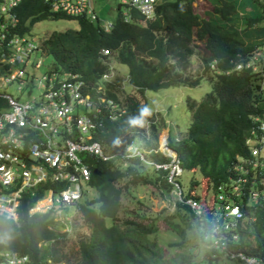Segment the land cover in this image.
I'll return each instance as SVG.
<instances>
[{
	"label": "trees",
	"instance_id": "16d2710c",
	"mask_svg": "<svg viewBox=\"0 0 264 264\" xmlns=\"http://www.w3.org/2000/svg\"><path fill=\"white\" fill-rule=\"evenodd\" d=\"M196 1L160 0L152 18L130 9L131 17L126 20L118 15L110 30L78 15L77 27L52 30L42 43L46 53L55 59L54 68L77 72L90 83H95L108 66V55L101 53V47L114 50L120 61L127 64V81L134 91L121 99L126 103L125 113L115 121H108L109 130L97 135L99 138L106 139L126 129L141 135L144 122L149 120L152 138L146 137L144 144L157 146L160 124L154 117L158 111L148 104L145 89L194 86L207 77L210 90L199 100L187 98L192 116L187 132L178 139L169 136V144L176 150L183 169L198 168L217 190V185L227 182L231 173L237 175L230 171L232 161L237 156L250 155L246 139L253 124L252 115H264V94L258 81L264 72L258 75L249 67L233 68L256 44L246 43L242 28L264 26V1L248 0L252 13L239 16L238 10L245 7H239L237 0H209L216 19L195 12ZM14 10L21 30L41 19L73 16L49 9L44 0H21ZM237 16L243 23L239 28L230 23ZM195 39L202 40L208 51L201 56L202 71L208 75L187 73ZM115 82L121 79L118 77ZM116 87L109 82L106 92L119 99ZM144 107L151 110V115L142 124H133L132 120L141 117ZM162 122L165 124L164 118ZM149 154L156 161L168 159L159 150ZM87 160L91 170L89 189H94L96 194L90 196L86 191L79 200L71 213L68 232L58 233V221L49 213L28 215L24 206L18 221L0 213V248L28 253L31 264H41L48 257L72 264H187L189 255L185 252L165 256L164 249L150 238L158 230L155 218L144 222L143 216L140 219L119 216L121 196H132V187L140 183L152 182L164 194L169 193L171 184L166 180L165 169L150 165L156 173L148 175L143 167L147 164L135 156L126 157V164L121 159L117 161L118 158L101 160L90 156ZM187 194L199 196L191 191ZM237 200L247 216L239 222L238 246L249 254L264 256V203L252 201L247 194ZM171 216L176 222L169 219L168 223L180 236L173 244L185 245L188 237L184 222H191L192 230L197 228L195 234H203V224L187 203L177 200ZM43 240L50 242L39 244ZM65 242L64 252L59 247Z\"/></svg>",
	"mask_w": 264,
	"mask_h": 264
},
{
	"label": "built area",
	"instance_id": "2783aa9c",
	"mask_svg": "<svg viewBox=\"0 0 264 264\" xmlns=\"http://www.w3.org/2000/svg\"><path fill=\"white\" fill-rule=\"evenodd\" d=\"M20 1L0 0V213L18 221L25 206L28 215L49 213L62 228L69 229L71 214H66L69 206L76 207L89 186L91 170L87 158H118L125 163L126 157L135 156L148 166L168 170L167 181L176 198L174 203L177 200L187 203L201 217L204 253L193 264H223V259L231 264H264V256L249 254L238 246L239 222L247 216L237 200L247 194L252 201L264 203V117L253 116L246 140L250 155L237 156L232 161L230 171L237 175L231 173L227 182L217 185L207 207L204 201L207 199L184 194L179 180L184 169L167 135L164 147L161 140L160 147L145 145L144 140L149 137L145 130L141 137L129 129L106 139L97 136L109 130L108 121L117 120L126 111V103L106 92L109 82L120 88L111 65L95 83L84 80L77 72L50 65L41 78L30 70L43 65L42 54L46 49L42 41L20 29L19 16L14 10ZM44 1L49 9L97 18L91 0ZM158 1L121 0L127 8L122 17L128 20L129 10L136 9L152 18ZM110 27V22L105 23V29ZM101 51L111 52L109 48ZM37 52H41L39 57ZM243 67L264 72V39L233 66L238 70ZM15 83L17 91L22 89L18 95L7 91ZM261 83L264 84V73ZM33 88L38 89L36 94H30ZM25 91L28 95L22 98ZM164 148L169 152L168 160L151 159L152 150ZM49 242L43 240L39 244ZM31 262L26 252L0 248V264ZM41 264L59 263L48 257Z\"/></svg>",
	"mask_w": 264,
	"mask_h": 264
},
{
	"label": "rangeland",
	"instance_id": "374dc122",
	"mask_svg": "<svg viewBox=\"0 0 264 264\" xmlns=\"http://www.w3.org/2000/svg\"><path fill=\"white\" fill-rule=\"evenodd\" d=\"M264 1V0H262ZM248 0H237V5L244 6L242 10H238L237 14L240 16L242 13H252L250 12V4ZM91 7L94 9L98 18L95 19V22L98 24H103L106 22H111L116 19L118 15L125 13L127 8L125 5L121 4V0H91ZM195 12H197L202 17H207L211 19H216V14L212 12V6L209 0H198L194 3ZM243 11V12H242ZM244 13V14H247ZM237 16L235 19L231 20L230 23L234 27H241L242 21L241 18ZM78 26L77 17L76 16H61L59 18H45L39 21H36L31 27V33L37 38H42L47 36L52 30H63L65 28H75ZM242 33L246 43H259L264 39V26L260 27H252V28H242ZM48 37V36H47ZM194 52L190 56L189 65L187 67V73L191 74H199L204 73L202 71V59L201 56L204 53H208L205 49L203 41L200 39H195L194 42ZM41 52L36 53V57H39ZM43 57V65L39 68L30 67V70L35 73L38 78H41L45 68L48 65L53 64L55 59L51 54L45 53L42 54ZM107 63L114 66L115 75L117 78L121 79L120 88H119V98L125 99L124 96L130 94L134 91L133 86L128 83L126 77L128 74V66L127 64L120 61V57L117 52L112 51L106 57ZM260 73H258L259 75ZM114 75V76H115ZM203 75V74H202ZM208 75V74H206ZM207 77L204 76L201 82L198 85L189 86V85H171L167 87H160L157 89H145V98L148 101V104L155 110L158 111L155 120H159V128H158V136H157V145L159 146L160 140L161 144L164 145L165 137L169 139V136H174L176 139L180 138L187 132L188 125L191 121V112L187 106V98L192 97L196 100L202 98V96L210 90V83L205 79ZM261 83V80H258ZM261 89H263L264 94V84L261 83ZM22 90V89H21ZM20 90V91H21ZM7 91L13 94H19L20 91H17V83L10 84L7 87ZM38 89L33 88L30 94H36ZM28 95L27 91L22 95V98ZM21 96V95H20ZM124 102V101H123ZM125 103V102H124ZM264 116V115H262ZM164 118L165 124H163L162 119ZM264 119V118H263ZM157 120V121H158ZM144 130L149 134L150 139L152 138V134H150L149 130V120L144 122ZM143 130V131H144ZM123 132V131H122ZM133 132V131H132ZM139 132V131H138ZM136 133V132H134ZM138 134V133H137ZM140 134L142 135L141 131ZM138 134V136L141 137ZM154 143V142H153ZM160 147V146H159ZM162 149V148H161ZM161 151V150H160ZM163 154L165 157L167 156L169 159V152L164 148ZM166 159V160H168ZM119 161V159L117 160ZM164 161V160H163ZM126 164V162L124 163ZM182 165V164H181ZM144 171L148 173V175L154 176L156 173L151 167L148 165L143 166ZM165 171V176L167 180L168 170ZM154 172V173H153ZM197 179V182L193 181ZM179 180L182 184L184 194L187 192H193L196 195H199L201 199H207L205 203L207 207L210 200L214 196V188H212L211 184L208 182L207 177L201 174L200 170L197 168L195 170H190L184 168V171L181 176H179ZM88 195L94 196L96 194L94 189L87 188ZM133 195L130 196L128 194H123L121 196L122 206L119 212L120 218L124 217H133L134 219H140L143 216V221H149L150 219L155 218V224L158 226L157 232L151 233L150 238L155 239L158 244L164 249L165 256H171L176 252H185L189 255L188 263L193 264V260L197 259L203 254V245L201 234H195L197 228L192 230L191 222H184V226L186 228L185 234L188 237L187 241H185V245H176L173 244V241H179V234L173 229L170 223H168L169 219L175 221L171 216L175 208L174 200L175 196H172L171 190L169 193L164 194L162 190H160L159 186L152 182L148 183H140L135 187H132ZM141 202H139V200ZM74 206H69V212L66 214L73 213L75 211ZM207 211H205L206 213ZM167 217V218H164ZM173 218V219H172ZM198 220L202 222L201 217L198 216ZM58 233H63V235L68 232V228H62L59 224H57ZM61 235V234H59ZM62 237V236H61ZM67 242V241H66ZM60 245L61 251H66L67 244ZM59 264H72L65 260H58ZM223 264H231V261L228 259H223Z\"/></svg>",
	"mask_w": 264,
	"mask_h": 264
},
{
	"label": "clouds",
	"instance_id": "9594fccd",
	"mask_svg": "<svg viewBox=\"0 0 264 264\" xmlns=\"http://www.w3.org/2000/svg\"><path fill=\"white\" fill-rule=\"evenodd\" d=\"M122 4V3H121ZM97 15V14H96ZM122 15V14H121ZM85 16V15H84ZM88 18V17H87ZM97 18H98V15H97ZM96 18V19H97ZM89 19V18H88ZM89 20H92V19H89ZM92 21H94L95 22V19L94 20H92ZM106 23H108V22H106ZM111 23V27H112V25H113V21H111L110 22ZM34 24V23H33ZM32 24V25H33ZM31 25V26H32ZM98 25L101 27V28H103L104 30H110V28L109 29H105L104 28V25H105V23H103V24H99L98 23ZM30 26V27H31ZM30 29V28H29ZM27 32H29L30 34H32L31 33V30H29V31H27ZM33 35V34H32ZM36 37V36H35ZM43 38L44 37H42V38H37L36 37V39H38V40H40V41H42L43 42ZM100 51H101V49H100ZM110 51L112 52V49H110ZM101 53H102V51H101ZM103 55H109V54H103ZM106 64L108 65L107 67H109V64L107 63V61H106ZM50 66H52L53 67V64H51ZM102 75V74H101ZM126 79H127V77H126ZM151 115V110L149 109V108H147V107H144V108H142L141 109V117L140 118H137V119H134V120H132V123L133 124H142L143 123V119L145 118V117H147V116H150ZM254 115H258V114H254ZM254 115H252V122H253V116ZM258 116H261V115H258ZM261 117H264V116H261ZM249 137V136H248ZM247 137V138H248ZM140 138V137H139ZM247 140V139H246ZM168 143H169V139H168ZM247 143V142H246ZM171 146V145H170ZM172 147V146H171ZM175 150V149H174ZM176 151V150H175ZM177 153V152H176ZM0 242H2V241H0ZM6 249V248H5Z\"/></svg>",
	"mask_w": 264,
	"mask_h": 264
},
{
	"label": "crops",
	"instance_id": "0c3cea01",
	"mask_svg": "<svg viewBox=\"0 0 264 264\" xmlns=\"http://www.w3.org/2000/svg\"><path fill=\"white\" fill-rule=\"evenodd\" d=\"M159 1H160V0H159ZM159 1H158V2H159ZM23 30L29 31L30 29L28 28V29H23ZM101 48H105V47H101ZM101 48H100V49H101ZM112 51H114V50H112ZM107 69H108V67L105 69V71H106ZM113 70H114V75H115V69H114V66H113ZM105 71H104V72H105ZM113 78L116 80L117 76L115 75V76H113ZM118 84H120V82H119Z\"/></svg>",
	"mask_w": 264,
	"mask_h": 264
},
{
	"label": "bare ground",
	"instance_id": "6f19581e",
	"mask_svg": "<svg viewBox=\"0 0 264 264\" xmlns=\"http://www.w3.org/2000/svg\"><path fill=\"white\" fill-rule=\"evenodd\" d=\"M162 145V147H164V145L163 144H161Z\"/></svg>",
	"mask_w": 264,
	"mask_h": 264
}]
</instances>
